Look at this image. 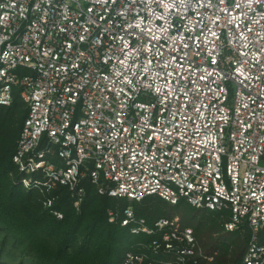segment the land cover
I'll list each match as a JSON object with an SVG mask.
<instances>
[{"label": "built area", "instance_id": "built-area-1", "mask_svg": "<svg viewBox=\"0 0 264 264\" xmlns=\"http://www.w3.org/2000/svg\"><path fill=\"white\" fill-rule=\"evenodd\" d=\"M16 92L18 184L45 208L62 186L80 211L86 181L185 200L229 212L226 231L250 232L242 264H264V0H0V105ZM109 221L158 231L154 254L170 256L121 264L214 261L179 219L151 227L127 207Z\"/></svg>", "mask_w": 264, "mask_h": 264}, {"label": "trees", "instance_id": "trees-1", "mask_svg": "<svg viewBox=\"0 0 264 264\" xmlns=\"http://www.w3.org/2000/svg\"><path fill=\"white\" fill-rule=\"evenodd\" d=\"M27 116V106L17 92L11 106L0 105V264H121L129 251L155 260L170 259L154 254L153 242L161 241L158 231L134 235L121 222L109 221L110 210L127 207L151 227L160 219H179L181 230L192 228L199 247L215 254L210 264H242L250 232L247 227L226 231L229 212L196 209L185 200L173 206L158 196L130 202L99 194L89 181L83 184L86 196L80 211L62 186L53 191V207L45 208L37 190L26 191L18 184L13 162Z\"/></svg>", "mask_w": 264, "mask_h": 264}]
</instances>
